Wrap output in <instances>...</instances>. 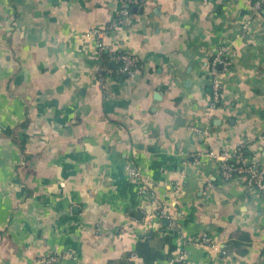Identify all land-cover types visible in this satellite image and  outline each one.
Returning a JSON list of instances; mask_svg holds the SVG:
<instances>
[{
	"label": "crops",
	"instance_id": "1",
	"mask_svg": "<svg viewBox=\"0 0 264 264\" xmlns=\"http://www.w3.org/2000/svg\"><path fill=\"white\" fill-rule=\"evenodd\" d=\"M125 1L0 0V264H165L184 251L191 264H264V192L223 181L204 156L243 143L264 165V0H144L97 57L87 33ZM110 51L135 57L132 77ZM127 164L154 188L129 183Z\"/></svg>",
	"mask_w": 264,
	"mask_h": 264
},
{
	"label": "built area",
	"instance_id": "2",
	"mask_svg": "<svg viewBox=\"0 0 264 264\" xmlns=\"http://www.w3.org/2000/svg\"><path fill=\"white\" fill-rule=\"evenodd\" d=\"M206 1V0H204ZM137 5L140 8L144 5V0H126L124 6L116 14V18L110 22V24L103 31L92 29L87 33L88 37H93L96 39L97 44V57H103L102 52L107 50L105 44V39L110 33L117 30L119 27L127 25L129 23L130 12L129 6ZM254 8H258L256 5ZM248 23L243 27L247 29ZM112 52V51H110ZM230 52L231 48L228 45H224L218 49V52L214 56L208 73V93L210 100V110H216L220 105L222 97L221 83L219 77L228 71L231 65L230 62ZM109 58L116 63V75L124 78L132 77L136 70V59L135 57L127 52H112ZM112 75V72L106 67V64L99 65L97 67V80L100 83L102 89H106L107 81ZM246 144H240L235 147L232 152L224 151L221 153H215L209 151L204 156L212 163H214L218 170L219 175L225 182L240 181L244 186L255 189L259 192H264V165H260L257 162H251L247 156ZM125 177L127 181L133 185H142L146 189L154 188V184L141 176L139 169L131 164L125 166ZM154 203L158 205L159 201L154 199ZM160 217H166L171 220V226H174L175 215L166 214L165 208L159 209ZM199 245H210L211 241L207 235L201 238ZM215 247L216 244H211ZM70 258L71 254L67 253L65 255H51L41 262L45 264L57 263L61 257ZM189 255L187 251L181 252L176 255H172L165 264H191L189 262ZM130 261L135 264H144L137 261L135 255L128 256Z\"/></svg>",
	"mask_w": 264,
	"mask_h": 264
},
{
	"label": "trees",
	"instance_id": "3",
	"mask_svg": "<svg viewBox=\"0 0 264 264\" xmlns=\"http://www.w3.org/2000/svg\"><path fill=\"white\" fill-rule=\"evenodd\" d=\"M128 10H129V12H130V7H129V9H128Z\"/></svg>",
	"mask_w": 264,
	"mask_h": 264
}]
</instances>
